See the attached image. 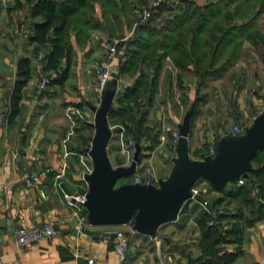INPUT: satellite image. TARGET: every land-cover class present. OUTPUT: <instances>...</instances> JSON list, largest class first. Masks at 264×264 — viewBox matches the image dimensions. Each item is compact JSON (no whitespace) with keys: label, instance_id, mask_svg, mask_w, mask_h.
I'll list each match as a JSON object with an SVG mask.
<instances>
[{"label":"crops","instance_id":"0c3cea01","mask_svg":"<svg viewBox=\"0 0 264 264\" xmlns=\"http://www.w3.org/2000/svg\"><path fill=\"white\" fill-rule=\"evenodd\" d=\"M13 2L14 0L0 2V113L4 114L8 107L17 78L16 59L19 56L29 57L33 72L22 90L18 114L13 121L7 122L5 119V122L0 124V258L3 263L186 264L189 257L200 255L196 221L203 207L192 199L182 205L177 219L162 225L155 236L130 232L124 263L119 261L111 248L109 234L112 229L118 227L88 226L82 231L76 229L72 209L64 204L62 194H85L87 186L81 174L89 172L91 164L87 154L71 153L67 149V120L63 123L59 113L61 108H64L68 114V110L74 111L75 105L81 103L79 112L90 116L91 110L87 103H94L89 101L90 93H95L94 66L102 62L105 41L110 36L105 34L102 27H98L91 30L86 45L80 46L72 40L74 53L68 79L64 85L50 86L46 92L38 94L37 85L43 73L39 72L33 57V45L28 44L25 36L19 32V25L24 21L28 6L21 0V7L13 9ZM205 2L200 1L198 4ZM96 13L99 16L98 10ZM120 19L121 26L117 32L123 35L118 37L124 38L127 25L123 16ZM247 50L251 52L248 60L245 57ZM255 52L259 57L255 56ZM116 72L115 58L111 73L113 75ZM239 72H243L240 79L243 83L237 90L234 85ZM178 74L180 72L170 61L164 60L159 75V91L147 116L148 126L157 128L159 132L177 130L195 97L194 77L186 72L177 78ZM127 80L131 81L127 76L121 75L117 78V87ZM218 86L222 87V90L217 94H210L211 90ZM202 92L208 96L199 105L200 112L194 120V146L191 145L192 135L189 136L190 156L195 159H199L198 150L202 148L200 144H205L207 134L220 138L231 120H235L229 102L231 99L236 100L244 120L249 117L248 112H252L253 107L258 109L264 103V48L244 42L237 62L222 77L209 79ZM257 112H254L250 120ZM86 120L90 122L89 118ZM116 142L114 141V145ZM112 145L111 138L108 154L112 163L120 160L122 165L129 164L131 157L122 155L119 149ZM127 151L129 152V149ZM173 156V149L167 146L155 151L157 170H160L164 177L170 171ZM84 165H89V169L82 171L80 168ZM44 167H51L52 170L40 176L38 187H26L24 178L39 174ZM62 172L65 174V182L56 189L52 182L55 176ZM222 193L208 186L201 195L207 202H212ZM47 223L59 229L62 236L43 239L29 248L17 247L12 237L15 228H32ZM227 248L232 249L233 246ZM88 258H92L93 263H88ZM230 264H264V212L261 218L244 229L241 254Z\"/></svg>","mask_w":264,"mask_h":264},{"label":"trees","instance_id":"16d2710c","mask_svg":"<svg viewBox=\"0 0 264 264\" xmlns=\"http://www.w3.org/2000/svg\"><path fill=\"white\" fill-rule=\"evenodd\" d=\"M24 1L28 6L22 22L27 29L25 38L28 44L33 45L34 58L39 50L45 53L40 60L39 72L50 74L49 87L62 86L69 77L74 53L72 40L84 46L91 30L98 27H102L108 36L120 38L115 36V29L121 26L120 17L123 16L128 23L131 13L141 11L145 4L144 0ZM178 2L185 5L178 4L174 8L160 3L144 22H140V17L134 21L138 22L134 33L125 40L120 38L116 45L117 72L111 73L107 82H115L121 75L130 77V85L115 95L108 113V124L109 127L119 124L116 132H126L142 151L151 150L158 144L160 132L148 126L147 116L158 92L164 60H169L180 74L189 72L195 79L191 136L194 120L200 112L199 105L207 97L202 92L206 82L222 77L237 62L244 42L264 48V34L256 25L264 11V0H207L202 5L193 0ZM20 7L21 0H14L12 8ZM164 11L168 12L166 17L162 16ZM149 68L151 73L147 72ZM32 72L31 59L19 56L16 59L17 78L4 111L7 122L13 121L18 114L22 90ZM137 72L139 75H136ZM239 88V85L236 86L237 90ZM229 102L236 122H241L243 116L236 100ZM81 107L82 104L78 103L74 111L68 110L70 119L78 125L75 130L79 134L91 129L89 121L79 112ZM70 139L72 142H67V149L71 153L86 155L88 138L82 133ZM198 151L199 159L203 158L206 145ZM143 156L141 152L140 159ZM121 163L117 160L113 164L117 166ZM251 163L252 169L247 177L231 180L226 190L219 191L223 192L222 195L209 202L212 212L202 208L198 213L197 247L200 255L189 257L186 264H230L241 254L244 229L261 218L264 212V147L257 150ZM238 179H242L243 183L238 184ZM232 203L236 206L230 209ZM220 210L223 212L219 213ZM82 214L85 216V210ZM210 220L216 224H209ZM227 246L233 248L228 249Z\"/></svg>","mask_w":264,"mask_h":264},{"label":"water","instance_id":"95a60500","mask_svg":"<svg viewBox=\"0 0 264 264\" xmlns=\"http://www.w3.org/2000/svg\"><path fill=\"white\" fill-rule=\"evenodd\" d=\"M115 80L103 89L99 105L87 103L93 113L89 122L93 134L86 149L91 170L81 176L87 186L83 209L89 226H130L134 232L155 236L162 225L177 219L182 205L192 198L191 187L199 180L206 181L212 190L219 192L231 180L247 177L252 169L251 159L264 147V112L244 127L243 134L220 138L214 155L195 159L190 156L189 148L190 108L177 127L178 138L168 175L160 178L156 185L129 182L117 185L119 180L135 172L141 147L135 144L127 165L115 166L108 155L112 137L108 113L114 103ZM194 199L212 211L211 204L201 194L194 195Z\"/></svg>","mask_w":264,"mask_h":264},{"label":"built area","instance_id":"2783aa9c","mask_svg":"<svg viewBox=\"0 0 264 264\" xmlns=\"http://www.w3.org/2000/svg\"><path fill=\"white\" fill-rule=\"evenodd\" d=\"M160 3H169V0H154L147 9H145L140 16V22H144L149 15L152 13V9L158 6ZM20 32L23 33L25 36L27 34V29L24 28L23 25L20 26ZM104 57L102 62H99L95 64L94 66V76H95V96L93 98L94 105H99L102 91L107 85L108 80L111 78V70L114 67V61L117 57V47L116 42H105L104 45ZM44 51L39 50L36 54L35 61L40 69L41 62L40 60L44 56ZM148 73L152 72V69H147ZM136 75H139V72L136 73ZM49 74L43 73L40 75V80L37 85V93L41 94L46 92L49 89ZM130 81L123 84V88L130 85ZM117 92H120V87H117ZM264 112V105L261 106L259 111L256 113L258 115L259 113ZM91 113V111H90ZM253 116L252 120L255 118ZM250 121V123L252 122ZM5 122V116L3 113H0V124H3ZM119 125H113L110 127L111 131L113 127H116ZM246 126V125H245ZM244 125H234L233 127H229L226 130L222 132L220 137L222 136H239L243 134L244 132ZM207 138L205 140L206 145V153L205 155H214L215 152V146L216 142L218 140V137L216 135L207 134ZM178 138V131H170V132H160L158 135V144L151 150H147L144 153V156L140 159L139 163L136 165L135 172L130 175L129 177L123 178L120 182H129V183H139V184H145V185H156L158 183V180L160 179V176L158 175V170L155 165V151L162 146H167L171 149H174L176 141ZM134 141L133 139L128 136L127 142H126V148L132 149L134 151ZM143 153V151H142ZM51 167H44L39 174L37 175H28L24 178V184L26 187L29 188H37L39 185V178L40 176H44L51 172ZM65 174L62 172L61 174H58L55 176L54 181L52 182V186L54 188H60L64 182H65ZM243 180L238 179V184H242ZM208 183L204 180H199L191 187V193H192V200L194 199V195L201 194V192L204 190L205 187H208ZM62 199L64 204L67 207H70L72 209V214L75 217V224L76 229L78 231L84 230L89 225L87 224L85 220V216L82 214L83 210V203L85 201V194L84 193H76L73 195L63 193ZM207 202V200H206ZM200 205L205 208V204L200 203ZM212 212V211H211ZM223 211L220 210L219 213H222ZM224 223V222H222ZM209 224H216L215 221L210 220ZM134 232L130 226H122L118 227L116 229H112L110 231V241H111V248L112 251L117 255L119 261L121 263H124L127 258V248L129 244V233ZM62 233L59 229L55 228L52 224H43L41 226H36L32 228H24V227H18L15 228L12 232V237L17 245L18 248L24 249L29 248L31 245L43 240V239H52V238H58L61 237ZM2 243V238L0 235V245ZM88 263H93L92 258L87 259ZM0 264H4L2 259L0 258Z\"/></svg>","mask_w":264,"mask_h":264},{"label":"rangeland","instance_id":"374dc122","mask_svg":"<svg viewBox=\"0 0 264 264\" xmlns=\"http://www.w3.org/2000/svg\"><path fill=\"white\" fill-rule=\"evenodd\" d=\"M154 0H144V2H145V4H143L142 5V7H141V11H135L134 13L132 12L131 13V16H130V14L128 15V18H129V16H130V18L127 20L128 21V23H126V25H127V28H126V31H125V35L123 36L124 38H122L123 40H125V39H127V38H129L133 33H134V31H135V27H136V25H137V23L138 22H134V21H136L141 15H142V13H143V11L145 10V9H147L148 8V6L153 2ZM193 1H195L197 4L200 2V1H202V2H205V1H207V0H198V2H197V0H193ZM1 2V1H0ZM178 4H180L179 6H184L185 4L184 3H180V2H178V0H169V3H166V5L167 6H171V7H173L174 6V8H176V6L178 5ZM174 12V11H173ZM168 15V12L167 11H164L163 13H162V16L163 17H166ZM130 21V22H129ZM125 22H126V20H125ZM256 25H257V27L259 28V30L264 34V13L257 19V21H256ZM20 26L21 25H19V28H20ZM119 28H116L115 29V36H119V35H123V34H120V33H118L117 32V30H118ZM104 31V30H103ZM19 32H20V30H19ZM102 33V32H101ZM20 34H22V35H24L23 33H21L20 32ZM106 34V33H105ZM104 34V35H105ZM25 36V35H24ZM108 42H113V41H115L116 42V45H117V43H118V41H119V39H117V38H114V36H111V37H109L108 39ZM107 40L105 41V42H107ZM251 52L250 51H248L247 50V52L245 53V57H246V60H248L249 59V57L251 56V54H250ZM258 56L259 57V55L257 54V52H255V56ZM242 74H243V72H239V74H238V80L235 82V85H234V87H235V89H236V86H238V85H240V84H242L243 83V81H241L240 79L242 78ZM234 76V75H233ZM95 77V76H94ZM128 77V76H127ZM128 78H130V77H128ZM130 80H127L125 83H127V82H129ZM222 90V87H220V86H218V87H214L212 90H211V92H210V94H217V93H219V91H221ZM159 91V90H158ZM205 93V92H204ZM207 94V93H206ZM90 95H91V100H89V101H91V102H93V98H94V96H95V93H90ZM208 96V95H207ZM62 102H63V100H62ZM264 105V103L263 104H261L260 105V107L258 108V109H256V108H252V112H248V114H249V117L247 118V119H242V121L241 122H236L234 119H232L231 120V122H230V125L227 127V128H229V127H233L234 125H241L240 123H243V125L245 126H248L249 124H250V117L254 114V112L255 111H259V109L261 108V106H263ZM251 113V114H250ZM80 114H82L83 115V118L84 119H87V118H89V120L90 121H92V119H93V113H92V111H91V113H90V116H87L86 115V113H84L85 114V116H84V114L83 113H81L80 112ZM87 116V117H86ZM59 117H60V120L63 122V123H65L66 122V120H67V122H66V126H67V130H66V134H67V136H66V141L68 140V141H70L71 139V137H73V138H76V137H79V136H81L82 135V133L84 134V136L86 137V138H88V143L90 144V139H91V137H92V134H93V129L91 128L89 131H83V132H80V134L78 133V132H76V130H75V127L76 126H78L76 123H74L71 119H70V115L69 114H67V110H65L64 108L62 109L61 108V112L59 113ZM117 125H119V124H117ZM120 127V126H119ZM226 128V129H227ZM225 129V130H226ZM115 131V132H114ZM204 134H205V132H204ZM113 137H112V141H113V145H112V147L113 146H116V148H118L119 149V151L122 153V155H128L127 157H131L132 158V155H131V153H132V150L131 149H129V152L127 151L128 150V148L126 149V142H127V138H128V135L126 134V132H124V133H120V132H116V127H113ZM195 133H194V135L192 134V136L190 137L191 138V145H195ZM114 138V139H113ZM116 140H117V142H116ZM114 141L116 142V144L114 145ZM204 145V143H202V144H200V147H202ZM169 148V147H168ZM126 151H127V153H126ZM133 154V153H132ZM74 157H76V156H74ZM112 162V161H111ZM113 163H115V161L113 162ZM155 165H156V162H155ZM82 171L84 170V169H89V165H84V167L83 168H80ZM158 169H159V166H158ZM158 175L159 176H161V177H163L164 178V176H162V174H161V171L159 170V172H158ZM122 180V179H121ZM121 180H119L118 182H117V185L119 184V182L121 181ZM236 206V204L235 203H232L230 206H229V208L231 209V207H235ZM224 224V223H223Z\"/></svg>","mask_w":264,"mask_h":264},{"label":"bare ground","instance_id":"6f19581e","mask_svg":"<svg viewBox=\"0 0 264 264\" xmlns=\"http://www.w3.org/2000/svg\"><path fill=\"white\" fill-rule=\"evenodd\" d=\"M125 84V83H124ZM123 90V84L120 86V91H122ZM116 93H117V86H116ZM116 93H115V95H116ZM112 138V137H111ZM217 142H218V140H217ZM217 142H216V144H217ZM216 147V146H215ZM141 152H142V148H141ZM202 159V158H201Z\"/></svg>","mask_w":264,"mask_h":264}]
</instances>
